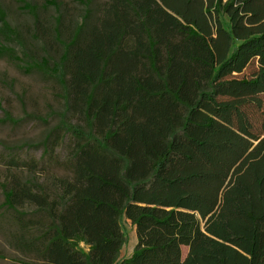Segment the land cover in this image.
<instances>
[{
	"label": "trees",
	"instance_id": "16d2710c",
	"mask_svg": "<svg viewBox=\"0 0 264 264\" xmlns=\"http://www.w3.org/2000/svg\"><path fill=\"white\" fill-rule=\"evenodd\" d=\"M79 1L81 20L54 26L58 60L0 47L65 105L41 158L3 177L18 264H264V0ZM145 206L198 215L184 258ZM124 218L138 241L122 258Z\"/></svg>",
	"mask_w": 264,
	"mask_h": 264
},
{
	"label": "rangeland",
	"instance_id": "374dc122",
	"mask_svg": "<svg viewBox=\"0 0 264 264\" xmlns=\"http://www.w3.org/2000/svg\"><path fill=\"white\" fill-rule=\"evenodd\" d=\"M46 1L0 0V9L5 12L7 21L20 34L19 41L12 43L0 34V47H13L26 61L30 59L24 56L25 46L33 49L35 59L48 57L58 60L61 45L52 37L57 19L62 17L63 23L73 26L83 17L85 7L79 0H54L58 7H46ZM103 1L96 0L94 4ZM35 12L41 23L38 30ZM46 28L49 29L48 36L43 32ZM253 67L238 76L249 75ZM64 111L63 90L57 80L35 70L26 71L7 55H0V203L4 199L1 184L7 167L15 159L41 158L44 142L59 124ZM144 212L166 220L167 230L179 239L184 258L189 249L190 227L199 219L198 215L152 206H145ZM122 225L127 237L121 254L123 258L132 254L138 236L131 219L124 218ZM19 258L20 255L8 245L0 230V264H18Z\"/></svg>",
	"mask_w": 264,
	"mask_h": 264
}]
</instances>
